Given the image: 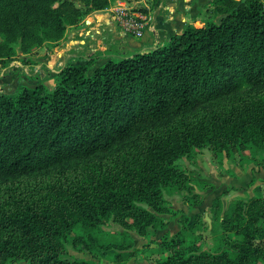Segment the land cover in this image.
Segmentation results:
<instances>
[{
	"label": "trees",
	"instance_id": "obj_1",
	"mask_svg": "<svg viewBox=\"0 0 264 264\" xmlns=\"http://www.w3.org/2000/svg\"><path fill=\"white\" fill-rule=\"evenodd\" d=\"M77 1L0 0V58L15 42L59 41L116 0ZM205 9L212 17L167 44L102 65L68 63L53 89L0 94V264H73L63 238L78 224L156 226L163 190L188 181L177 161L194 148H264V1ZM36 174L32 186L17 179ZM253 205L235 207V257L199 251L180 231L156 264H256L264 204Z\"/></svg>",
	"mask_w": 264,
	"mask_h": 264
},
{
	"label": "rangeland",
	"instance_id": "obj_2",
	"mask_svg": "<svg viewBox=\"0 0 264 264\" xmlns=\"http://www.w3.org/2000/svg\"><path fill=\"white\" fill-rule=\"evenodd\" d=\"M75 2L80 5L77 0ZM129 2L130 6L138 7L133 5L135 1ZM204 10L203 17L196 22L199 25L212 17L210 11ZM71 27L59 41H49L28 50H23L19 42L10 44L0 58V94H15L21 86L33 88L39 84L53 89L61 68L77 61L66 57V53L75 52V49L70 47L63 51L69 42ZM0 43H5L1 36ZM81 51L84 55L79 62L92 59L97 63V56L106 53V50L98 49L99 52L85 55L86 50ZM177 163L188 173V181L179 191L163 190V213L157 214L156 226L139 230L123 226L113 218L98 229L78 224L63 238V257L73 264L78 261L156 264L170 253L165 241L175 238L180 231L186 244L199 251L226 252L235 257L238 251L233 245L243 238L234 227L237 223L235 207L244 203L245 209L253 208L256 199L264 204V148L220 151L208 145L194 148L189 156L180 158ZM41 176L36 174L17 179H24L32 186ZM132 221L129 218V222ZM159 226L163 228H156ZM255 243L264 251V236ZM8 264H24V261H10ZM256 264H264V253Z\"/></svg>",
	"mask_w": 264,
	"mask_h": 264
},
{
	"label": "crops",
	"instance_id": "obj_3",
	"mask_svg": "<svg viewBox=\"0 0 264 264\" xmlns=\"http://www.w3.org/2000/svg\"><path fill=\"white\" fill-rule=\"evenodd\" d=\"M209 1L211 0L135 1L133 5L138 6L135 8H139L148 19L144 36L137 38L123 33L114 18V10L120 5L134 7L130 6L129 1L116 0L109 8L94 11L72 26L69 42L63 51H68L70 47L76 50L66 53L68 59L77 60L75 64L86 62H79L84 55L82 49L86 50L85 55L99 52L98 49L103 52L106 50V53L97 56V65H102L109 59L134 56L169 43L173 36L181 34L188 25H196L203 17L205 5Z\"/></svg>",
	"mask_w": 264,
	"mask_h": 264
},
{
	"label": "built area",
	"instance_id": "obj_4",
	"mask_svg": "<svg viewBox=\"0 0 264 264\" xmlns=\"http://www.w3.org/2000/svg\"><path fill=\"white\" fill-rule=\"evenodd\" d=\"M114 18L123 33L137 38L144 36L148 19L141 10L120 5L114 10Z\"/></svg>",
	"mask_w": 264,
	"mask_h": 264
}]
</instances>
